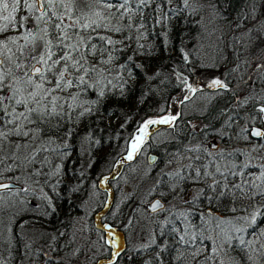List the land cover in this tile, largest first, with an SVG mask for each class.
Here are the masks:
<instances>
[{
  "label": "trees",
  "instance_id": "obj_1",
  "mask_svg": "<svg viewBox=\"0 0 264 264\" xmlns=\"http://www.w3.org/2000/svg\"><path fill=\"white\" fill-rule=\"evenodd\" d=\"M196 1L188 0L185 5L184 0H170V3L161 7V0H155V3L146 7L142 15L137 17V23L143 21L145 26L140 28L139 32H130L132 39L124 40L122 45H116V48L123 51L114 53L117 59L113 67L117 70L111 73L110 78L121 77L119 80L113 79L115 87L103 81V97L99 96V88L90 89L81 97L86 102L97 100V104L92 106L94 111L91 114L79 116L80 109H77L71 113V119H53L52 124L58 123L59 127H50L46 134L41 132L37 143L43 141L47 150L37 155V163L32 165L31 169L40 168L43 157L47 156L49 163L41 169L42 173L48 174L47 182L44 175L39 177V183L28 180L29 169H18L6 174L21 177L20 181L11 180L19 186L17 188L28 183L41 186L46 194V202L41 199L32 200L31 192H20L18 195L2 193L14 205L3 213L5 226L3 239L0 241V261L4 264H18L22 260L21 253H27L24 247L29 246L27 249L31 250L34 243L24 245L19 233L26 228L40 232L37 241L43 245L41 248L48 250V255L44 257L36 251H30L35 260H39L38 264H60L55 256L56 251L66 255L72 246L64 240L65 236L63 238V233L59 231L67 225L64 222L65 217L74 208H79L77 200L80 188L75 193L68 191L70 184L78 183V171L82 172L85 181L91 177L94 183L92 189L101 196L100 202L95 207L92 206L87 219L91 227L99 231L100 247L104 249L97 256L89 258L88 264H109L110 261L113 264H197L198 261L202 264L204 255L212 254V247L221 244L224 239L222 234L217 236L219 229L206 231L215 228L212 217L231 219L247 214L243 211H230L233 207L239 209L241 201H236L232 194L218 196L219 192L227 190L217 187L216 191H212L209 187L213 181L212 177L202 176L199 180H193L192 177L195 176V168L218 156L216 153L208 157L204 152L211 139H217L218 149L220 147L224 153H234L237 164L249 159L245 150L259 148L258 152H251V156L264 155V148L259 147L264 145V139L251 138L248 132L241 134V129H248L252 125L264 131V124L259 119L248 123V117L252 115L253 110L264 105V67H259L251 78L243 80L246 87L239 93L236 85L239 83L237 79L240 74L236 68L238 69L241 58L234 54L233 49H227L229 44L226 42L223 45L224 50L215 47H212L210 52L205 50L201 26L194 13ZM202 1L207 5L212 17L228 30L234 25L249 30L257 21L264 20L263 16H258V5L264 4V0ZM253 3L256 8L254 16L250 15ZM140 33H143V36L137 40L136 37ZM113 38L124 39L122 35H115ZM138 44L144 47L138 48ZM260 53L261 65H264V38ZM128 57H131V60ZM205 62L209 65L206 66ZM121 64L126 65V68L119 69ZM211 69H214L212 79L197 83L196 73ZM178 73L187 77L188 82L198 90L195 93L186 90L184 97L187 95L190 98L183 99L180 103L178 118L172 126L157 127L150 131L149 137L134 158L124 159L128 155L132 135L141 121L149 115L163 113L171 97L182 88L183 84L177 78ZM213 79H221L227 84V89L208 87ZM246 97L250 99L247 103H242ZM193 122H196V125H192ZM31 127H35V124ZM158 134L168 136L154 143ZM244 135H247V139ZM49 140L52 143L49 144ZM145 145L147 148L142 151ZM147 152L156 155L152 165L146 164ZM183 153L188 156L187 163L177 168H168L174 157ZM197 156L201 159H196ZM251 163L257 164L258 161L252 160ZM99 165L103 168L108 166L105 172L94 176L93 172ZM189 165L191 167H188ZM57 168L60 169L58 174ZM203 171L201 168V173ZM207 171L214 172L215 168L209 165ZM177 172L185 179L176 177ZM105 177L108 179L104 180ZM215 179L222 178L217 174ZM229 179L239 182V177ZM141 182L155 185V196L164 203H168L172 194L182 195L188 190L193 193L190 201L184 202L189 210L185 215L187 226L178 224L172 213L167 214L161 225L153 227L152 243L145 248L133 250L124 257L127 250L118 243L115 247L111 241L105 243V225L113 234L120 231L118 224L113 223L114 218H108L107 211L118 197L116 210L125 204L126 212H133V209L147 210L140 199L143 185ZM123 184L129 185L128 191L120 190ZM69 194L71 199H68ZM128 203H131L130 206ZM207 208L209 212H206ZM17 212L19 216H15ZM10 216H15V223L9 221ZM25 221L28 223L21 228L20 224ZM9 223L11 232L7 230ZM258 225L264 228V223H259V218ZM249 232L251 228L243 234L246 240L253 239ZM237 244L238 241L233 240L230 245H224V251L216 256L212 264H216V261H222L223 264H252L246 256L249 250H241ZM196 249H203L204 255L192 260V253ZM115 252H119V255L114 256ZM225 252L230 253V256L225 255ZM257 259L259 264H264V258L257 256Z\"/></svg>",
  "mask_w": 264,
  "mask_h": 264
},
{
  "label": "snow or ice",
  "instance_id": "obj_2",
  "mask_svg": "<svg viewBox=\"0 0 264 264\" xmlns=\"http://www.w3.org/2000/svg\"><path fill=\"white\" fill-rule=\"evenodd\" d=\"M151 3H155V0H0V240L3 239L5 226L3 213L14 206L2 193L18 195L30 191L28 187L17 188L12 183H5V179L21 180L20 176L6 174L18 169H29L28 180L39 183V177L44 175L47 182L48 174L41 171L49 163L47 156L43 157L40 168L31 169L37 163V155L47 150L43 141L37 143L41 132L46 134L50 127H59L58 123L52 124L53 119H71V113L77 109H80L79 116L94 111L92 106L97 104V100L86 102L81 99L82 95L90 89L99 88V96L103 97L105 92L102 82L107 81L113 85V79H121L119 76L110 78L111 73L117 70L113 67L117 59L114 53L123 51L116 48V45L132 39L129 33L133 30L139 32L145 26L143 21L137 23V17ZM167 3L170 0H161V7ZM184 4L187 5L188 0H184ZM255 11L253 3L250 15L254 16ZM248 31L258 34L250 37L253 41L264 38V20L257 21ZM115 35H122L124 39H114ZM142 36L143 33H140L136 39ZM137 47L144 46L138 44ZM184 58L187 60L186 55ZM128 59L131 60V57ZM118 68L125 69L126 65L121 64ZM177 78L188 92L195 93L198 90L188 83L187 77L178 73ZM208 87L227 89L228 86L221 79H213ZM189 98L187 95L184 97L185 100ZM249 99L246 97L242 103H247ZM177 118L171 115L144 121L133 133L128 155L124 159L131 160L140 151L150 135V125L172 126ZM256 119L264 124V105L253 110L248 123ZM33 124L35 127H31ZM247 131L245 127L241 129V134ZM68 135H71V131ZM251 136L264 139V131L253 128ZM244 138L247 139V135ZM259 147L264 148V145ZM245 151L249 159L239 164L235 162L234 153L226 154L220 150L217 157L194 169L193 180H199L202 176L212 177V184L209 185L212 191H216L217 187L227 190L219 192L218 196L232 194L236 201H241L239 209L233 207L230 211H243L247 214L231 219L212 217L215 228L206 231L219 229L217 236L222 234L223 242L215 245L213 241L215 246L209 255H204L203 249H196L192 253V260L204 255L202 264H212L216 256L224 251V245H230L233 240L238 241L237 247L241 250H249L246 256L252 264H259L257 256L264 258V228L258 225V218L259 223H264V155L251 156V152H258L259 148ZM196 159L201 157L197 156ZM252 160L258 163L252 164ZM209 165L215 168L214 172L207 171ZM201 168L204 169L203 173ZM248 169L254 170L246 171ZM59 171L57 168L56 174ZM217 174L221 180L215 179ZM175 176L185 179L179 172ZM230 177H239V182L235 179L230 181ZM52 187L55 190V185ZM158 206L159 201H156L151 209L155 211ZM15 216H19V212ZM15 216L8 218L11 223H15ZM11 223L7 228L9 232L12 230ZM26 223L28 221L20 224V227L23 228ZM104 228L108 236L113 235L107 225ZM248 228H251L248 234L253 239L246 240L243 234ZM111 244L115 247L116 241H111ZM224 254L230 256L228 252ZM113 255L118 256L119 252ZM0 264L3 262L0 261ZM216 264L223 262L216 261Z\"/></svg>",
  "mask_w": 264,
  "mask_h": 264
},
{
  "label": "rangeland",
  "instance_id": "obj_3",
  "mask_svg": "<svg viewBox=\"0 0 264 264\" xmlns=\"http://www.w3.org/2000/svg\"><path fill=\"white\" fill-rule=\"evenodd\" d=\"M194 7V13L196 14V17L201 26V31L203 33V43L205 45V50L210 52V49L212 47L224 50L223 45L224 42H226L227 44H229L227 49H233L234 54L241 58L238 62V69L236 68V71L240 74V77L237 79L239 83L236 86L239 90V93H242L246 87L243 84V80L251 78L259 68L258 65L262 64V54L260 53L262 38L253 41L250 37H256L258 35L255 31L249 33L246 28L241 27L240 29L236 25L231 26V28L228 30L227 27L221 25L219 21L215 20L212 17V15L210 14V10L202 0H197L195 2ZM258 14V16L264 17V4L258 5ZM205 65L208 66L209 63L205 62ZM213 70L214 69L208 71L203 70V72H197V83L201 84L205 81H209L210 79H212ZM186 90L187 89L183 85L182 88H180V90L171 97L168 106L163 113L159 115H149L145 117L141 121L140 125L150 118L161 119L164 116H177L179 105L184 99ZM192 125H196V122H193ZM163 126L168 125H150L148 131L150 132L157 127ZM167 136L165 134H158L155 136V142H153H160ZM211 144L215 145V147L210 146ZM218 144L219 142L217 141V139L209 140L207 144V146L209 147L205 149V154L208 157H211L214 154L219 153V151L222 149H220V147L218 149ZM146 148L147 145L144 146L142 151H145ZM209 153H211V155H209ZM187 161V154L183 153L177 155L174 157L173 161L168 165V168H177L180 165H185ZM8 163H10V161H8ZM107 166L103 168L102 165H99L96 171L93 172V175L97 176L100 173L105 172ZM78 172L76 173V175L79 176L78 183L70 184L68 187V191L75 193L80 188L78 193L79 200H77L79 208H74L71 213L65 217L64 222H66L67 225L63 230L59 231L60 233H63V238L65 236L64 240L69 242V244H71L72 246L70 250L66 252V255L56 251L55 256L58 258L57 261L60 262V264H88L89 258L97 256L104 249L100 247L99 231L91 227L90 221L89 219H87L92 206L94 205L95 207V205L100 202V193H97L95 190L92 189L94 183L91 180V177H89L88 181H85L83 179L84 176H82V172ZM83 180L85 182H83ZM4 181L9 180L5 179ZM141 183H143V185L141 187L140 199H142L141 202L145 206L148 201L155 196L157 188L155 187V185L151 186L149 184H146V182ZM113 184L116 186L115 183ZM24 187L30 188L29 192L33 194V197L31 198L32 200L41 199L44 201V203L46 202V194L45 191L41 188V186L33 183H28L27 185H23L20 188ZM120 190L128 191L129 185H121ZM192 196L193 193H190L189 190L182 195L172 194L167 201L168 203L163 202L164 209L154 213H148V211L145 209H143L142 211H139L138 209H133V212H130L131 210H127L128 212H126V209L124 208L126 207V204L122 206L119 210H116V205L119 200V197L118 199L115 198V201L112 203L109 210L107 211V216L108 218H114L113 223L118 224L120 231L117 234H113L112 237L108 236L107 233V241L115 240L116 243L120 245V247H123L125 251L127 250L124 255V257H127L131 251L145 248L147 245L152 243L153 227H155L156 225H161L167 214L172 213V215H175L173 216V218L176 219L178 224L182 223L183 226L186 227L187 224L185 220V215L188 214L189 210L186 209L187 207L184 202L190 201L189 199H191ZM68 197V199H71V194H69ZM128 204L130 206L131 203ZM200 219L201 216H199L198 220ZM19 233L24 245L34 243L31 247V250L33 252L36 251L42 257L48 255L47 248H41L42 244L38 243L37 241L39 238L38 233L40 232H37L32 228H26L20 230ZM65 241L61 242L65 243ZM25 248L27 249L30 247H24V251H27V253H21L22 260L18 264H38L39 260H35V256L30 254L31 250H26Z\"/></svg>",
  "mask_w": 264,
  "mask_h": 264
},
{
  "label": "water",
  "instance_id": "obj_4",
  "mask_svg": "<svg viewBox=\"0 0 264 264\" xmlns=\"http://www.w3.org/2000/svg\"><path fill=\"white\" fill-rule=\"evenodd\" d=\"M253 128L261 129V128L258 127V126L252 125V126H250V127L248 128V135H249L251 138L258 139V138H256V137L251 136V131H252ZM261 130H262V129H261ZM210 146L213 147L214 145L211 144ZM155 158H156V156H155L153 153H148V154L146 155V162H147V164H152V163L154 162ZM4 182H5V183H12V184L16 185V187H18L17 184H15V183L12 182V181H4ZM156 201H159V206L156 208L155 211H153V210L151 209V205H152L153 203H155ZM145 207H146V209H147V211H148L149 213H154V212H158V211L162 210L163 207H164V203H163L162 199H160L158 196H154V197H152V198L148 201V203L146 204ZM206 212H209V209H208V208L206 209Z\"/></svg>",
  "mask_w": 264,
  "mask_h": 264
},
{
  "label": "bare ground",
  "instance_id": "obj_5",
  "mask_svg": "<svg viewBox=\"0 0 264 264\" xmlns=\"http://www.w3.org/2000/svg\"><path fill=\"white\" fill-rule=\"evenodd\" d=\"M153 154L155 155V153H153ZM155 156H156V155H155ZM155 160H156V158H155ZM155 160H154V162H155ZM154 162H153V163H154ZM153 163H152V164H153ZM17 186H18V185H17ZM18 187H19V186H18Z\"/></svg>",
  "mask_w": 264,
  "mask_h": 264
},
{
  "label": "flooded vegetation",
  "instance_id": "obj_6",
  "mask_svg": "<svg viewBox=\"0 0 264 264\" xmlns=\"http://www.w3.org/2000/svg\"><path fill=\"white\" fill-rule=\"evenodd\" d=\"M9 34H11V33H9Z\"/></svg>",
  "mask_w": 264,
  "mask_h": 264
}]
</instances>
